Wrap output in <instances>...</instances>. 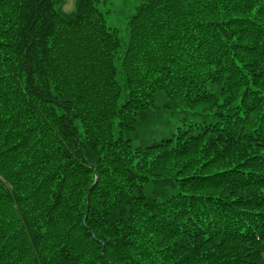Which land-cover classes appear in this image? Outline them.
I'll list each match as a JSON object with an SVG mask.
<instances>
[{
	"label": "trees",
	"instance_id": "trees-1",
	"mask_svg": "<svg viewBox=\"0 0 264 264\" xmlns=\"http://www.w3.org/2000/svg\"><path fill=\"white\" fill-rule=\"evenodd\" d=\"M0 0V264H264V0Z\"/></svg>",
	"mask_w": 264,
	"mask_h": 264
},
{
	"label": "rangeland",
	"instance_id": "rangeland-1",
	"mask_svg": "<svg viewBox=\"0 0 264 264\" xmlns=\"http://www.w3.org/2000/svg\"><path fill=\"white\" fill-rule=\"evenodd\" d=\"M131 0H103L100 8L107 13V23L110 27L119 30L120 37L123 41L128 39V19L132 14ZM76 0H66L62 9L71 13L75 8Z\"/></svg>",
	"mask_w": 264,
	"mask_h": 264
}]
</instances>
